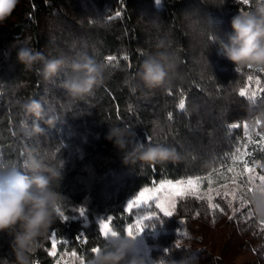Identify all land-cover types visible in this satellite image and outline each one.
<instances>
[{"label": "trees", "instance_id": "1", "mask_svg": "<svg viewBox=\"0 0 264 264\" xmlns=\"http://www.w3.org/2000/svg\"><path fill=\"white\" fill-rule=\"evenodd\" d=\"M238 11H254L251 0L247 5L240 0H19L11 18L0 25V167L23 170L31 152L60 169L62 178L52 185L67 198L62 211L74 217L65 221L58 216L39 241L33 256L37 264L55 263L56 256L49 254L53 239L57 253L70 250L88 261L91 248L104 242L97 218L111 216L115 230L122 231L124 207L143 186L199 177L206 189L228 182L235 169L243 174L255 162V171L263 172L264 121H250V101L239 90L254 91L256 102H264V72L237 71L217 54L212 40L213 34L223 37L232 31ZM161 39L177 68L166 86L150 89L138 73ZM25 42L47 58L71 61L86 55L106 65V80L93 94L71 100L61 87L67 70L45 80L23 69L17 51ZM110 55L116 57L112 65L107 64ZM31 98L45 108L41 134L21 131L25 117L16 101ZM182 98L184 110L178 108ZM34 119L27 118V124ZM110 126L134 131L146 145L174 149L177 158L124 164L106 138ZM71 207L85 209V217ZM238 207L222 195L210 199L197 193L180 197L171 217L155 205L132 212L156 213L158 219L145 222L160 228L150 253L166 264H264V220L255 217L249 203ZM10 241L0 234V264L14 260ZM248 253L253 258L242 261Z\"/></svg>", "mask_w": 264, "mask_h": 264}, {"label": "clouds", "instance_id": "2", "mask_svg": "<svg viewBox=\"0 0 264 264\" xmlns=\"http://www.w3.org/2000/svg\"><path fill=\"white\" fill-rule=\"evenodd\" d=\"M19 0H0V25L11 18ZM254 11H238L231 19L230 33L225 36L213 34L218 46V55L234 64L235 69L251 67L264 69V0H251ZM156 51L146 55L139 79L147 88H162L175 75L177 64L168 51L167 42L161 39ZM17 58L26 71H35L45 80H51L62 70L67 75L61 84L71 100L83 99L101 87L106 80L107 67L84 55L68 61L64 57L47 58L25 42L18 48ZM16 107L25 117L21 131L26 135L41 134L44 129L39 121L44 119L45 108L34 98L16 101ZM251 122L264 121V102L249 103ZM34 117L33 124L27 118ZM49 117V122H51ZM117 149L124 164L136 161L148 163L175 160L174 149L146 145L134 131L119 126H110L106 137ZM22 169L15 166L0 167V234L11 237L12 264H34L33 256L58 218L67 198L55 190L52 180L62 178L61 170L50 166L31 152L27 154ZM247 200L258 220H264V189H254ZM116 230L88 259L87 264H166L163 260L151 259L136 250V238Z\"/></svg>", "mask_w": 264, "mask_h": 264}, {"label": "snow or ice", "instance_id": "3", "mask_svg": "<svg viewBox=\"0 0 264 264\" xmlns=\"http://www.w3.org/2000/svg\"><path fill=\"white\" fill-rule=\"evenodd\" d=\"M160 2L161 0H156L157 4H160ZM219 2L223 4L225 0H219ZM233 2H236V0H233ZM240 3L243 5H247L249 3V0H240ZM116 16L119 17L120 13L116 12ZM109 19H112V17H109ZM123 59L127 60L128 57L124 56ZM115 60H116V57L110 55L107 57V64L112 65V62ZM259 71L264 72V69H259ZM247 79L249 82H253V77L251 75L248 76ZM254 82L257 85L260 83L259 79L255 80ZM261 91H264V89H261ZM239 96L240 97L247 96L249 101L255 103L257 93L254 91L249 93L248 91H246V89L241 88L239 90ZM185 107H186L185 100L182 98L179 100L178 108L180 110H184ZM171 117H172V113H169V119H171ZM255 123L258 125L260 121H256ZM237 126L238 125L235 123L232 124V128H236ZM244 128H245V131H247V129L249 128V125L245 124ZM145 139H150V138H145ZM237 151H239V149H237ZM229 171H231V169H229ZM247 171L254 172V169H247ZM255 179L256 177L249 176V179H248L249 186L247 187L246 192H243L240 196V199L243 201L244 204L249 203L247 199H244V197L248 196V194L251 193L254 189H264V175H261L258 177V179L261 182L258 185L254 183ZM202 183L203 181L201 180V178L197 177L195 179L193 178L178 179L175 182H173L172 180H167V181L160 183L158 188L155 185H153V187L151 188H144L143 191L139 193V195L134 201L128 203L127 211L132 212L134 207L142 208L146 206L148 208H151L154 202L155 208L159 209L163 213L164 217H171L173 215V209L176 206V198L183 197L185 195H196ZM209 183H211L210 180H209ZM164 190L169 191V194L167 196H161L160 193ZM217 195H219V193H217ZM200 198L202 197L197 195V199H200ZM229 207H231V203H229ZM76 211H78L80 217H85L86 215L85 209L80 208V209H76ZM58 215L65 221L74 218V217H69L68 215H65V212L62 211V209H58ZM153 219H158V217H156L155 212L143 213L137 216L135 223L128 224L125 230V233H127V235L129 236H139L141 235V233L144 231L146 227H153V228L156 227V224L154 223H150V224L145 223L146 221H152ZM163 223L164 222L161 220L160 224H163ZM262 223H264V221H262ZM114 224H115V221L111 220V218L99 220L98 232H99L100 237L103 238V240L107 239L110 235L112 236L116 235V230L113 227ZM184 235H186V233ZM51 243H52V252H50L49 254L55 255L57 241L53 239ZM178 243L179 241H177V244ZM97 251H99V247L94 246L91 248V253H94ZM144 254L148 255L147 252H145ZM72 256L76 257L77 254L73 252ZM78 259H79V264H85L83 257H79ZM5 264H6V261H5ZM34 264H37L35 260H34ZM57 264H59V262H57ZM185 264H188V262L185 261Z\"/></svg>", "mask_w": 264, "mask_h": 264}, {"label": "rangeland", "instance_id": "4", "mask_svg": "<svg viewBox=\"0 0 264 264\" xmlns=\"http://www.w3.org/2000/svg\"><path fill=\"white\" fill-rule=\"evenodd\" d=\"M257 162H255L252 166H245V171H243V174H247L248 177H247V180L243 178V174L242 172H240L239 170L235 169L233 170V172L231 173V176H230V179L228 180V182L224 183L223 185H219V186H209L207 187L206 189L205 188H202V186L198 189L197 193L198 194H201L202 196H207L209 197L210 199H212L215 195L217 196V193H219L218 196L222 195L224 198H227V201H231L233 200V202H236V204H238L239 207H241V205H243L242 200L240 199V196L241 194H239V190L240 188H243L244 185H248V179H249V176H255L256 179L254 181L255 184H260V180L258 179L259 176L261 175H264V164L262 163V167H260V169L263 171V172H256L255 170V166H257ZM247 169H254V172H249L247 171ZM188 178H197V177H187V178H181V179H188ZM167 180H171V179H164V180H161L159 182H155L151 185H147V186H143L140 191L138 192V194L133 197L131 200H129L125 207H124V213H123V218H124V227H123V230L121 231L122 233L125 232L128 224L130 223H135V220L137 218V216H139V214H136L134 215L133 212H128L127 211V205L128 203L134 201L137 196L139 195V193L141 191H143L144 188H151L153 187V185H155L157 188L159 187L160 183L164 182V181H167ZM178 180V179H176ZM176 180H172L173 182H175ZM257 184V185H258ZM210 189V190H209ZM161 196H167L169 194V191L168 190H164L162 191L161 193ZM180 197H177L176 198V204H177V201ZM238 201V202H237ZM154 202L152 204V206H154ZM238 207V208H239ZM142 208H146L145 207H142ZM176 208V206H175ZM175 208L173 209V213L175 211ZM72 211H74L76 208H70ZM80 209V207H79ZM136 209L135 207L133 208V210ZM86 212V210H85ZM151 211L149 210L147 213H150ZM79 215V213H78ZM227 215V214H226ZM108 218H111V216H106V217H98L97 218V221L99 222L100 219H108ZM85 223H88V220L85 219ZM162 229V228H161ZM158 230H160V228H153V227H146L144 229V231L141 233V235H139L137 238H136V250L137 252L139 253H145L147 252V254L150 256L151 259H154L152 258L151 256V241L153 240L154 236L157 235L158 233ZM147 235H150V236H147ZM153 244V243H152ZM72 251L70 250H65L64 252H60V253H57V248L55 250V256H56V261L54 264H57V262H59V264H79V257L76 256V257H73L72 256ZM250 258H253V255L251 253H248V254H245V257H243L242 261H245L246 259H250ZM85 264H87V261H85Z\"/></svg>", "mask_w": 264, "mask_h": 264}]
</instances>
